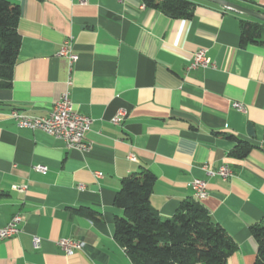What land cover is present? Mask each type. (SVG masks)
I'll return each mask as SVG.
<instances>
[{
	"label": "crops",
	"instance_id": "1",
	"mask_svg": "<svg viewBox=\"0 0 264 264\" xmlns=\"http://www.w3.org/2000/svg\"><path fill=\"white\" fill-rule=\"evenodd\" d=\"M10 1L21 9V45L12 85L0 89V228L15 215L24 221L0 239V264H133L115 238L123 210L114 197L144 168L156 176L150 202L162 216L199 201L238 243L227 264H254L251 227L264 224V42L243 45L241 34L243 21L258 19L206 0H191V19L170 18L143 0ZM230 1L264 13V0ZM70 37L74 64L58 55ZM198 49L214 65L189 71ZM67 89L75 110L93 120L84 152L18 128L11 116H47ZM121 110L126 117L115 124ZM238 140L252 145L243 158L232 154ZM206 164H227L233 175L209 176ZM194 179L207 182L204 199L195 197ZM65 238L83 250L68 255L58 244Z\"/></svg>",
	"mask_w": 264,
	"mask_h": 264
},
{
	"label": "trees",
	"instance_id": "2",
	"mask_svg": "<svg viewBox=\"0 0 264 264\" xmlns=\"http://www.w3.org/2000/svg\"><path fill=\"white\" fill-rule=\"evenodd\" d=\"M151 8L174 19H191L196 3L191 0H143ZM20 6L0 0V89L12 85L14 66L21 45L18 31ZM243 45L264 42L263 21H243ZM252 145L238 140L232 154L243 158ZM156 183L155 174L144 168L121 181L114 204L123 210L115 219V238L133 264H227L238 249V243L214 222L207 209L195 200H184L171 217L154 209L150 196ZM3 193L0 190V197ZM79 213L100 220V213L80 209ZM251 231L258 242L254 264H264V224H255Z\"/></svg>",
	"mask_w": 264,
	"mask_h": 264
},
{
	"label": "built area",
	"instance_id": "3",
	"mask_svg": "<svg viewBox=\"0 0 264 264\" xmlns=\"http://www.w3.org/2000/svg\"><path fill=\"white\" fill-rule=\"evenodd\" d=\"M59 56L66 57L74 64L78 56L74 52L73 37L66 39L58 52ZM214 65L212 59L207 55L206 49H198L193 54V59L188 66V70H193L198 67H208ZM72 81L69 79L68 87L71 86ZM234 106L239 110H244V106L239 103H234ZM126 111L121 110L114 118L115 124H120L126 117ZM11 116L15 119L16 125L21 129L41 130L48 135L64 140L68 149H76L79 151H87L89 143L86 140V135L90 131L93 120L90 116L79 113L74 108V103L71 98L70 90L67 89L54 104L51 113L47 116H37L22 113L15 110ZM131 160H135L133 155H130ZM35 169L39 172H46L47 167L37 165ZM204 169L209 176H220L223 179H228L233 175L232 168L227 164H222L218 168H213L210 165H204ZM98 177L102 173H97ZM191 186L195 193L205 198L208 195L207 182L203 179H194ZM84 189V185L80 186ZM24 218L21 215H15L12 220L4 227L0 228V239L11 238L20 231V225ZM41 239L34 238L36 247L40 246ZM58 244L68 254L71 255L75 251L83 250V243L80 240L73 238L61 239Z\"/></svg>",
	"mask_w": 264,
	"mask_h": 264
},
{
	"label": "water",
	"instance_id": "4",
	"mask_svg": "<svg viewBox=\"0 0 264 264\" xmlns=\"http://www.w3.org/2000/svg\"><path fill=\"white\" fill-rule=\"evenodd\" d=\"M206 1L218 4L228 10L254 17L264 22V13H262L261 11L245 7L243 5L232 2L230 0H206ZM249 133L251 135H254V129H253L252 124H249Z\"/></svg>",
	"mask_w": 264,
	"mask_h": 264
},
{
	"label": "bare ground",
	"instance_id": "5",
	"mask_svg": "<svg viewBox=\"0 0 264 264\" xmlns=\"http://www.w3.org/2000/svg\"><path fill=\"white\" fill-rule=\"evenodd\" d=\"M194 195H195V197H196L198 200L204 199L203 196L198 195L197 193H194Z\"/></svg>",
	"mask_w": 264,
	"mask_h": 264
}]
</instances>
